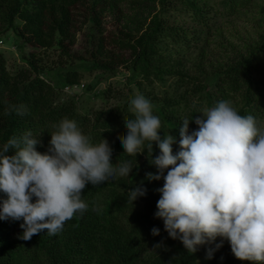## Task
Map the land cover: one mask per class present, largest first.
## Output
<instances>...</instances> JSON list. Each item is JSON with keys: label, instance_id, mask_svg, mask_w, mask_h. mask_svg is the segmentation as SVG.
Returning <instances> with one entry per match:
<instances>
[{"label": "trees", "instance_id": "16d2710c", "mask_svg": "<svg viewBox=\"0 0 264 264\" xmlns=\"http://www.w3.org/2000/svg\"><path fill=\"white\" fill-rule=\"evenodd\" d=\"M256 1L0 0V41L12 38L21 55V63L10 66L0 52V147L31 133L41 140L36 150L45 153L54 126L68 118L93 143L108 140L113 164L133 165L130 177L88 184L82 196L88 209L56 235L45 230L24 241L19 238L22 220H0V264H262L235 258L227 240L217 249L220 237L195 253L169 237L163 220L154 215L164 181L147 178L158 174L150 162L160 154L156 142L152 154L145 149L128 157L118 139L126 132L124 121L134 119V90L151 102L161 120V139L174 137L173 154L180 151L181 120H190V134L198 129L199 112L221 100L264 127V28L257 38L237 42L225 36L220 23L250 10ZM85 29L89 43L81 60L88 70L114 75L124 68L133 84L114 106L91 113L81 112L74 97L62 100L44 75L52 52L62 64L75 60L72 51ZM59 76L66 88L82 80L78 69L61 70ZM86 89L92 90L91 85ZM101 96L115 95L107 88ZM7 154L14 155L15 149ZM137 186L146 194L131 203L129 192ZM154 227L159 235H152Z\"/></svg>", "mask_w": 264, "mask_h": 264}, {"label": "clouds", "instance_id": "9594fccd", "mask_svg": "<svg viewBox=\"0 0 264 264\" xmlns=\"http://www.w3.org/2000/svg\"><path fill=\"white\" fill-rule=\"evenodd\" d=\"M130 108L134 119L124 121L126 132L118 139L128 157L145 149L152 154L156 142L160 154L150 162L158 174L148 173L147 178L164 181L157 189L154 215L163 220L169 237L179 239L190 253L220 237L217 249L227 240L238 260L264 264V127L252 115L239 114L231 101L221 100L199 112L198 129L190 134V120H181L180 151L173 154L174 137L161 139L162 123L151 102L137 95ZM17 114L24 113L17 109ZM54 127L45 153L36 150L41 140L31 133L0 147V193L6 197L0 200V220H22L19 238L24 241L45 230L58 234L88 209L82 199L88 184L130 177L133 169L130 161L113 164L108 140L93 143L76 121L63 118ZM10 148L14 155L7 154ZM145 194L137 186L129 200ZM151 232L155 236L160 230Z\"/></svg>", "mask_w": 264, "mask_h": 264}, {"label": "rangeland", "instance_id": "374dc122", "mask_svg": "<svg viewBox=\"0 0 264 264\" xmlns=\"http://www.w3.org/2000/svg\"><path fill=\"white\" fill-rule=\"evenodd\" d=\"M220 23L223 25L225 36L234 41L239 42V38H243L246 41L257 38L264 28V0H257L250 10L242 12L228 21H220ZM88 43L89 30L85 29L79 34L78 43L72 51L75 60H68L62 64V62L60 63L61 59L57 57L58 54L52 52V58L45 63L46 70L44 75L49 82L58 88L59 96L62 100L74 97L81 112L91 113L105 106H114L117 103V96L127 94L129 88H133V84L130 82L131 73L124 68H120L114 75L103 74L97 70L89 71L88 63L81 60L86 56ZM0 52L8 57L10 66L21 63V55L13 44L12 38L9 40L3 39V44H0ZM67 69H78L82 73L80 84L84 85V88L76 93L67 91L59 76L61 70ZM89 85H91L92 90L86 89ZM107 88H110L115 96L104 100L101 93ZM133 94L134 97L137 96L135 90Z\"/></svg>", "mask_w": 264, "mask_h": 264}, {"label": "built area", "instance_id": "2783aa9c", "mask_svg": "<svg viewBox=\"0 0 264 264\" xmlns=\"http://www.w3.org/2000/svg\"><path fill=\"white\" fill-rule=\"evenodd\" d=\"M0 44H3L2 41H0ZM84 88V85H81V84H75L71 87H67L66 90L69 91V92H72V93H76L78 91H80V89H83Z\"/></svg>", "mask_w": 264, "mask_h": 264}]
</instances>
